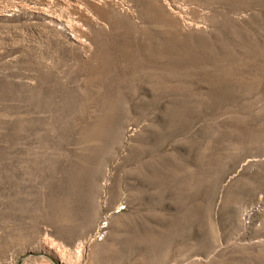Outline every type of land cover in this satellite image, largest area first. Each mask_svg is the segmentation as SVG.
I'll return each mask as SVG.
<instances>
[{
  "label": "rangeland",
  "instance_id": "rangeland-1",
  "mask_svg": "<svg viewBox=\"0 0 264 264\" xmlns=\"http://www.w3.org/2000/svg\"><path fill=\"white\" fill-rule=\"evenodd\" d=\"M0 264H264V0H0Z\"/></svg>",
  "mask_w": 264,
  "mask_h": 264
},
{
  "label": "bare ground",
  "instance_id": "bare-ground-1",
  "mask_svg": "<svg viewBox=\"0 0 264 264\" xmlns=\"http://www.w3.org/2000/svg\"><path fill=\"white\" fill-rule=\"evenodd\" d=\"M158 1H159V0H158ZM112 4H113V3H112ZM157 6H158V5H157ZM149 10H150V9H149ZM149 10H148V11H149ZM159 11H160V10H158V12H159ZM145 12H146V11H145ZM149 12H150V11H149ZM149 12H148V13H149ZM156 12H157V11H156ZM148 13H147V14H148ZM151 13H154V12H150V14H151ZM148 15H149V14H148ZM153 15H155V14H153ZM153 15H152V16H153ZM150 16H151V15H150ZM157 16H158V15H157ZM158 17H160V15H159ZM148 18H149V17H148ZM148 18H147V19H148ZM153 18H154V17H153ZM165 18H166V17H165ZM125 23H126V22H125ZM141 48H142V47H141ZM140 51H141V50H140Z\"/></svg>",
  "mask_w": 264,
  "mask_h": 264
}]
</instances>
